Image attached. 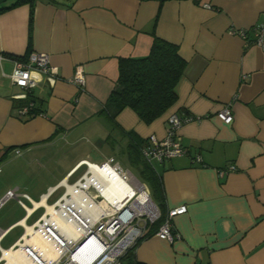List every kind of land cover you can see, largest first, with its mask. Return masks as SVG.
<instances>
[{"label":"crops","instance_id":"crops-1","mask_svg":"<svg viewBox=\"0 0 264 264\" xmlns=\"http://www.w3.org/2000/svg\"><path fill=\"white\" fill-rule=\"evenodd\" d=\"M28 17L29 4L0 11V53L8 54H0V264L10 262L18 240L64 185L82 176V160H103L117 145L126 156L122 131L149 144L162 138L172 112L200 117L178 129L185 154L153 162L164 212L187 210L173 219L179 239L150 235L135 247L136 260L264 264V48L251 43L254 27L264 22V0H35L30 48ZM152 29L186 60L177 100L149 124L129 107L112 118L106 102L118 59L148 54ZM240 29L246 38L231 32ZM29 49L48 53L60 78L30 91L42 113L18 117L23 89L9 74L13 58ZM76 66L85 74L83 89L70 81ZM227 103L234 113L228 124L215 115ZM63 143L81 152L68 162L54 160L50 153ZM8 190L14 196L6 197Z\"/></svg>","mask_w":264,"mask_h":264},{"label":"built area","instance_id":"built-area-1","mask_svg":"<svg viewBox=\"0 0 264 264\" xmlns=\"http://www.w3.org/2000/svg\"><path fill=\"white\" fill-rule=\"evenodd\" d=\"M201 6L211 8L204 1ZM231 32L245 38L247 36L246 30ZM253 34L251 43L264 48V22L254 27ZM9 78L14 85L23 89L18 97L24 99L38 84L44 82L53 86L60 77L50 64L48 53L32 51L25 56L13 58ZM70 81L79 89L84 88L85 74L81 66L75 67ZM30 107V103L22 105L14 114L30 117ZM215 115L226 124L232 122L234 113L231 104L222 106ZM199 118L170 113L166 119L164 136L160 139L152 138V142L143 150L144 157L153 164L185 154L186 149L178 138V129L184 123ZM195 160L201 161L199 156ZM91 163L99 165L102 170L111 168L129 187L121 185L122 188L118 190L121 196L117 197L108 187L112 171L96 180L92 178ZM80 164L86 166L82 176L70 185L71 190L64 185V193L21 236L13 250L20 252L32 264H122L121 257L143 235L146 225L162 217L160 208L151 198L145 184L135 179L138 183L136 185L130 178V171L125 170L112 156L100 163L82 160ZM229 169L234 170L235 166L231 165ZM219 173L223 171L219 170ZM141 191L145 193L144 199L138 198ZM12 196L14 190H8L6 197ZM23 196L28 197L26 194ZM186 210L185 205L167 210L154 235L168 242L179 239L180 235L173 230V219ZM34 236H39L46 243V250H41L34 243ZM48 249L54 253L53 258L47 255Z\"/></svg>","mask_w":264,"mask_h":264},{"label":"trees","instance_id":"trees-1","mask_svg":"<svg viewBox=\"0 0 264 264\" xmlns=\"http://www.w3.org/2000/svg\"><path fill=\"white\" fill-rule=\"evenodd\" d=\"M34 1L14 0L10 5L0 8V11H4L21 4H29L28 48L31 47ZM151 33L153 41L148 54L118 59L116 87L111 91L106 102V109L112 111V118L125 107H129L140 120L149 124L166 112L177 100L176 86L186 67V60L180 56L176 44L157 37L154 29ZM28 103L31 104L28 112L30 117L42 113L41 102H37L30 91L18 106ZM122 133L123 137L124 135L127 137V160L137 170L143 179L142 182L149 187L150 196L162 213L160 219L146 225L143 235L120 259L122 264H144L136 260L134 249L142 239L155 233L165 214L162 209L164 198L162 178L160 172L143 155V150L149 144L147 139L141 138L132 131H122Z\"/></svg>","mask_w":264,"mask_h":264},{"label":"bare ground","instance_id":"bare-ground-1","mask_svg":"<svg viewBox=\"0 0 264 264\" xmlns=\"http://www.w3.org/2000/svg\"><path fill=\"white\" fill-rule=\"evenodd\" d=\"M107 170V171H106ZM106 170H102L99 165H94V163H91V171H92V178L99 180L101 178V176H103L106 172L108 171H112V175L109 177L110 179V183L108 185L109 189L111 192H113L114 194L117 195V197L121 196L118 193V190L121 189V185H125L129 187V184L126 185L120 178V176L116 173H114V171L111 168L106 167ZM131 178V176H130ZM135 179V178H134ZM68 190H71L70 185L68 186ZM131 192V190H130ZM145 197V193L144 192H140V195L138 198L140 199H144ZM48 210H50V205H48ZM29 230V229H28ZM34 243L40 247L41 250H46V243L39 237V236H34L33 237ZM47 255L51 258L54 257V253L48 249L47 251ZM10 262H8V264H32L30 263L20 252L18 251H13L12 252V258L9 259Z\"/></svg>","mask_w":264,"mask_h":264},{"label":"rangeland","instance_id":"rangeland-1","mask_svg":"<svg viewBox=\"0 0 264 264\" xmlns=\"http://www.w3.org/2000/svg\"><path fill=\"white\" fill-rule=\"evenodd\" d=\"M11 1H14V0H5V1H3V2H1L0 3V5H3V4H5L6 2H11ZM72 146H68L66 143H63V145H61V146H58L57 148H55V149H53V150H56L54 153H50L51 154V156H52V158L54 159V160H60L62 157H64L65 158V162H68L71 158H72V156H74V155H77V153H79V152H81V150H77V148H71ZM119 145H117V147L116 148H114V150H113V152L112 153H110V154H108L107 153V157L106 158H109V157H113L114 159H115V161H119L118 163L121 165V166H123V168L125 169V170H128V169H126L125 167H127V168H129L130 169V173H132L133 175L131 176V180L136 184V185H138V183H137V181L135 180V179H138L139 181H141L142 182V178L139 176V174H138V172H137V170L128 162V160H127V158H126V156L124 155V154H122V153H120V151H119ZM71 151L73 152L72 153V155H71ZM77 151V152H76ZM93 157V156H92ZM105 158V159H106ZM105 159H103V160H99V159H97L96 160V162L97 163H100V162H102V161H104ZM129 171V170H128ZM135 178V179H134ZM62 190V189H61ZM61 190H59L55 195H54V197H56L60 192H61ZM54 197H52L50 200H49V202H51L52 200H53V198Z\"/></svg>","mask_w":264,"mask_h":264}]
</instances>
